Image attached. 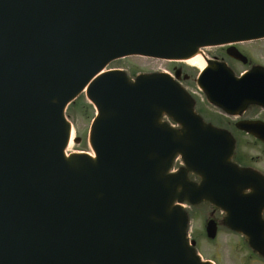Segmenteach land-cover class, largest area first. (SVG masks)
<instances>
[{
    "label": "water",
    "instance_id": "obj_1",
    "mask_svg": "<svg viewBox=\"0 0 264 264\" xmlns=\"http://www.w3.org/2000/svg\"><path fill=\"white\" fill-rule=\"evenodd\" d=\"M262 35L264 0H0V264H213L189 242L178 201L209 199L249 232L234 141L168 73L104 69ZM208 63L198 78L208 94L259 87L256 69L236 77ZM84 90L98 112L95 156L67 155L66 109ZM178 155L204 184L170 172Z\"/></svg>",
    "mask_w": 264,
    "mask_h": 264
},
{
    "label": "flooded vegetation",
    "instance_id": "obj_2",
    "mask_svg": "<svg viewBox=\"0 0 264 264\" xmlns=\"http://www.w3.org/2000/svg\"><path fill=\"white\" fill-rule=\"evenodd\" d=\"M235 46L246 56V59L230 56L228 53L229 45L211 48L216 49V53L205 51L204 53L207 59L226 61L232 67L236 76L242 75L255 66L264 68V38L239 42ZM198 74L199 71L193 73L191 69L189 72L181 69L178 78L181 83L196 85L198 90L187 91L193 96L195 108L205 122L226 130L227 135H230L235 141L232 160L243 167L246 172L244 189V195L246 196L245 219L249 232L243 234L228 227L226 225L227 212L209 201L202 202L203 204L197 205L196 208L191 207L190 216L192 218L193 216H199L202 218L204 225L208 220H213L217 223L218 232L223 231L234 234L242 239L247 253L246 264H253V262H255L254 264H264V88L263 90H246L249 93L240 94L241 96L235 95L236 90H231L232 96H227L226 101L234 103L238 99L240 102L245 99L248 100L243 111L231 113L224 111L215 102H212L207 91L199 88L196 82ZM260 81L264 83V70H262ZM220 91L225 90H216L217 93ZM220 95L218 97V95L213 94L212 98L224 100V95ZM172 124L174 125V123ZM184 165V161L181 159L180 166ZM187 176L195 182H201L202 180V176L193 171H187ZM252 235L259 238L257 242L262 244V250L253 247Z\"/></svg>",
    "mask_w": 264,
    "mask_h": 264
},
{
    "label": "rangeland",
    "instance_id": "obj_3",
    "mask_svg": "<svg viewBox=\"0 0 264 264\" xmlns=\"http://www.w3.org/2000/svg\"><path fill=\"white\" fill-rule=\"evenodd\" d=\"M205 52L216 53V49L208 48L205 49ZM107 68L123 69L130 77H133L137 71L150 72L155 70H165L174 74L175 69H182L186 72H189L191 69L192 72L195 73L199 71L201 65H192V63H183L180 61L151 59L141 56H129L111 62ZM182 84L188 90H198L195 84ZM95 114L96 108L90 103L85 93H82L76 101L69 105L67 116L73 123L75 136L80 137L79 141H74L70 146L69 149L71 152L88 151L94 153L88 141V131ZM202 228V218L199 216H193L189 223V231L191 236L196 239L198 248L205 259L215 260L217 264H246L247 253L242 239L234 234L223 231L217 233V236L214 239H209L204 231H202ZM254 263L255 262H253V264Z\"/></svg>",
    "mask_w": 264,
    "mask_h": 264
},
{
    "label": "bare ground",
    "instance_id": "obj_4",
    "mask_svg": "<svg viewBox=\"0 0 264 264\" xmlns=\"http://www.w3.org/2000/svg\"><path fill=\"white\" fill-rule=\"evenodd\" d=\"M202 56H204V53L200 54V52L192 57H190L189 59H187V62L192 63V64H196V65H201L202 68L205 66L204 60L202 58ZM73 134L71 136V140L69 142V147L73 144Z\"/></svg>",
    "mask_w": 264,
    "mask_h": 264
}]
</instances>
